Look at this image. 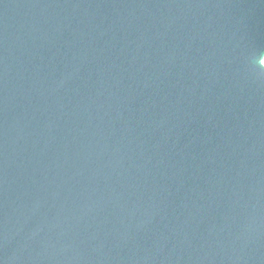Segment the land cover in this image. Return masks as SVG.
Returning <instances> with one entry per match:
<instances>
[{"label":"water","instance_id":"water-1","mask_svg":"<svg viewBox=\"0 0 264 264\" xmlns=\"http://www.w3.org/2000/svg\"><path fill=\"white\" fill-rule=\"evenodd\" d=\"M264 0H0V264H264Z\"/></svg>","mask_w":264,"mask_h":264},{"label":"rangeland","instance_id":"rangeland-1","mask_svg":"<svg viewBox=\"0 0 264 264\" xmlns=\"http://www.w3.org/2000/svg\"><path fill=\"white\" fill-rule=\"evenodd\" d=\"M263 64H264V61H263Z\"/></svg>","mask_w":264,"mask_h":264}]
</instances>
